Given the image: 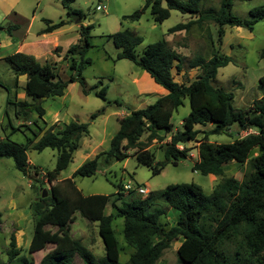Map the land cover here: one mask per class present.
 <instances>
[{
    "label": "trees",
    "instance_id": "obj_1",
    "mask_svg": "<svg viewBox=\"0 0 264 264\" xmlns=\"http://www.w3.org/2000/svg\"><path fill=\"white\" fill-rule=\"evenodd\" d=\"M59 1L67 16L76 15L80 19L84 15L71 7L74 0ZM201 1L144 0L140 9L123 15L122 20L137 21L149 8L152 19L162 22L169 17L170 10H176L189 14V20L173 25L168 32L188 30L192 25L200 29L204 23H213L219 27L217 35L220 40L223 26L252 30L253 25L264 17V4L250 8L248 17L241 18L232 12L233 0H220L216 9L200 8ZM42 21L45 26L38 33L52 32L66 23L62 19L53 22L42 18ZM92 27V24H80L78 41L64 52L63 57L69 59L71 70L66 79L59 76L54 64L41 62L33 54L15 51L3 58L15 76L14 91L12 96L9 93L7 97V107L16 118L36 114L32 121L33 128L26 124L20 125L30 133L25 143L10 140L8 135L0 137V158H12L15 169L24 175L28 167L26 150L31 148L41 151L48 147L55 149L57 156L54 168L46 171L45 177L49 181L57 180L58 174L68 166L73 152L79 147L80 138L88 135L86 122L70 120L56 129H43L38 120L45 124L42 119V96L45 99L62 96L67 85L73 82L80 84L83 94L90 92L82 71L91 63L86 53L91 46ZM14 28L16 25H7L6 30L10 33ZM106 38L118 50L115 59L131 61L166 93L154 102L118 117V128L107 150L87 158L73 171L71 177L58 180L49 195H40L33 201L34 225L28 252L34 253L45 248L51 237L50 230L45 227L50 225L56 227L59 236L55 246L43 254L37 264H74L76 256L81 264H155L173 240H179L176 254L181 264H264V76L259 77L261 96L253 99L247 107L235 108L232 105L233 93L212 85L218 68L231 61L230 56L220 53L218 49L208 57L197 52L186 62V58L172 49L165 39L149 43L141 53H137L136 47L142 42V37L128 29L110 33ZM259 57L264 58V47ZM184 62L187 68H197L200 73L192 80L178 81L174 79L173 70H182ZM22 75L25 76V82L19 85L17 78ZM20 92L25 98L16 97ZM105 92L106 86H102L95 95L104 100ZM185 97L188 98L190 110L181 119V128H174L172 113L183 104ZM115 103L121 105L117 100ZM104 110V107L99 108L90 118L102 115ZM208 123L211 128L203 133L197 146V159L191 166L193 171L202 175L221 176L208 194L194 182L171 183L163 189L148 191L145 195L134 189L124 190L121 184L112 194L85 195L75 185V176L94 175L98 159L102 158L108 164L112 159L127 158L129 151H133L132 155L139 164L150 168L153 175L158 174L166 164L175 165L178 160L188 157L189 148L184 146L185 143L196 140L200 130L195 126ZM234 124L240 130H255L231 142L208 141V135L229 134ZM8 125L10 133L22 131L10 122ZM160 130L170 133V137L163 144L164 160L154 162L153 153L146 147L147 142L153 139L162 141ZM143 135L145 140H142ZM36 137L37 140H34ZM252 149H256L257 154L249 158ZM231 161L245 164L241 179L224 175V165ZM125 191L129 195L134 193L135 197L124 199ZM108 204L112 211L107 213L105 209ZM162 205L171 207L177 213L175 223L167 230L163 229L160 222V217L166 213ZM75 213L89 222H97L98 235L103 243L102 256H95L80 240L70 235L69 223L73 221ZM115 217L123 219L124 240L133 248L124 262L119 259V248L111 226ZM9 245L6 264H35L33 259L20 255L13 235Z\"/></svg>",
    "mask_w": 264,
    "mask_h": 264
},
{
    "label": "rangeland",
    "instance_id": "obj_2",
    "mask_svg": "<svg viewBox=\"0 0 264 264\" xmlns=\"http://www.w3.org/2000/svg\"><path fill=\"white\" fill-rule=\"evenodd\" d=\"M220 0H202L200 8H218ZM144 0H74L71 7L80 10L84 15L79 19L76 15L67 16L66 10L59 0H0V137L8 135L10 140L18 143H25L26 136L30 133L21 124L34 127L32 121L36 114L28 117L16 118L13 111L7 107V97L12 96L14 91V73L3 58L13 53L19 44L20 39L25 36L26 42L45 39L46 43L36 46L35 57L41 62H51L56 67L60 77L66 79L70 74L69 59H64L66 49L76 43L79 39V25L92 24L90 31L91 46L87 50L86 57L91 63L82 71L88 94H83L78 82L69 83L62 96L42 99L44 108L43 122L39 119L43 129L62 126L70 120L88 123V135L82 136L79 140V147L73 152L72 159L68 166L60 171L57 180L49 181L45 172L55 166L57 151L51 148H44L36 151L31 148L26 150L28 157L27 174L24 175L15 169L13 159L10 157L0 158V213L2 222L0 224V264L8 261L7 249L10 245V237L13 235L15 246L20 255L33 259L35 264L48 250L53 248L59 233L56 227L47 225L45 228L51 232L49 242L45 248L34 253L28 252V245L33 232L34 212L32 203L44 192L49 195L51 188L58 180L71 177L73 171L87 158L93 157L96 153L107 150L110 139L118 128L117 118L125 115L129 110L142 108L155 101L164 93L162 87L155 85L152 78L142 69L127 59H115L117 48L106 35L128 29L142 37V42L136 47V52L141 53L145 45L157 40L165 39L168 45L187 59L195 53L200 52L208 57L218 49L231 57V61L218 68L212 85L222 87L225 91L233 93L232 105L235 108H244L251 104L252 100L259 98L262 94L259 84V77L264 76V58L259 57L264 47V17L258 20L248 30L243 27L225 25L222 28L221 39L219 40L218 26L213 23H204L199 29L192 25L188 30L168 32V29L179 22L189 20V14H183L176 10H170L169 17L162 22L152 19L149 8L145 9L139 20H122L123 15L131 14L140 9ZM264 4V0H233L232 12L241 18L248 17L250 8ZM162 6H165L162 3ZM75 18V19H72ZM42 18L57 22L62 19L66 23L54 30L57 35V44L50 46L49 38L52 34L37 36L36 32L45 26ZM16 25L10 33L7 32V25ZM212 40V43L210 42ZM213 44V45H212ZM174 79L187 81L194 79L200 70L187 68L185 62L182 70H173ZM19 85L24 84L25 76L17 78ZM102 86H106L105 99L95 95ZM162 88V89H160ZM17 98H25L23 93H17ZM27 99V98H26ZM121 103L116 105L115 101ZM104 107V113L91 119L90 115ZM7 110V113L5 111ZM190 110L188 98L183 99V104L172 113L171 122L174 128H181V119ZM20 127V130L10 133L8 123ZM200 132L195 141H189L184 146L189 148L188 157L178 160L174 165L168 163L158 174L153 175L150 168L139 164L133 151L123 160L112 159L105 164L98 159L94 175L90 177L75 176L73 178L76 187L85 195L87 194H112L117 190V185L130 184L146 187L149 191L163 189L171 183L194 182L199 184L205 193H210L219 182L221 176L207 174L202 175L193 171L191 166L197 159V146L203 138V133L211 128V124L195 126ZM254 128L240 130L234 124L228 131L229 134H211L207 136L208 141L214 143L231 142L235 138L254 132ZM24 131V132H23ZM163 137L162 141L151 140L147 147L154 155V162L164 160V146L170 137V133L159 131ZM36 137L34 140H37ZM145 140V135L142 136ZM181 148V145H179ZM257 154L252 149L249 158ZM245 164L229 162L224 165V175L242 178ZM124 199L128 196L135 197L134 193L125 191ZM138 195V194H137ZM165 208V215L160 217L164 230L175 223L177 213L171 207L162 205ZM108 204L105 212H111ZM117 245L119 248V259L124 262L128 259L133 248L129 246L123 237V219L115 217L111 223ZM70 235L81 241L95 256L104 254L103 243L98 235L97 222H89L78 213L69 223ZM179 240H173L170 246L164 249L160 258L155 264H181L177 259L176 248ZM229 246V245H227ZM229 248V247H228ZM74 264H81L76 256Z\"/></svg>",
    "mask_w": 264,
    "mask_h": 264
},
{
    "label": "crops",
    "instance_id": "obj_3",
    "mask_svg": "<svg viewBox=\"0 0 264 264\" xmlns=\"http://www.w3.org/2000/svg\"><path fill=\"white\" fill-rule=\"evenodd\" d=\"M8 25H10V24H8ZM44 28V27H43ZM58 29V28H57ZM41 30V29H40ZM39 30V31H40ZM56 30V29H55ZM38 31V32H39ZM54 31V30H53ZM49 32V33H38V32H36V35L37 36H39V35H41V36H45V35H47V34H52V36L49 38V40H50V46L49 47H47L45 50H48L50 47H51V45H56L57 44V35H54V34H56V32ZM180 31V30H179ZM166 41V40H165ZM167 42V41H166ZM42 43H46V40L45 39H40V40H34V41H31V42H26V40H25V36L22 38V39H20V41H19V44L17 45V49L16 50H18V51H20V52H24V53H29V54H33L34 56L37 54L36 53V46L37 45H39V44H42ZM168 44V43H167ZM173 49V48H172ZM176 51V50H175ZM15 52V51H14ZM177 52V51H176ZM146 73V72H145ZM148 75V74H147ZM153 81V80H152ZM155 84V83H154ZM155 85H157V84H155ZM158 86V88H159V85H157ZM161 87V86H160ZM160 89H162V88H160ZM164 91V93L163 94H165L166 93V90L164 89L163 90ZM162 94V95H163ZM181 122V121H180ZM179 122V123H180ZM148 190V189H147Z\"/></svg>",
    "mask_w": 264,
    "mask_h": 264
},
{
    "label": "built area",
    "instance_id": "obj_4",
    "mask_svg": "<svg viewBox=\"0 0 264 264\" xmlns=\"http://www.w3.org/2000/svg\"><path fill=\"white\" fill-rule=\"evenodd\" d=\"M122 188L124 190L134 189V190H136L137 193L142 194V195H145L149 191V190H147L146 187L140 186V185L133 186V185H130V184H123Z\"/></svg>",
    "mask_w": 264,
    "mask_h": 264
},
{
    "label": "water",
    "instance_id": "obj_5",
    "mask_svg": "<svg viewBox=\"0 0 264 264\" xmlns=\"http://www.w3.org/2000/svg\"><path fill=\"white\" fill-rule=\"evenodd\" d=\"M41 98H42V99H45L44 96H42ZM228 127H229V125H228ZM44 195H45V193L43 192V193H42V197H44Z\"/></svg>",
    "mask_w": 264,
    "mask_h": 264
}]
</instances>
